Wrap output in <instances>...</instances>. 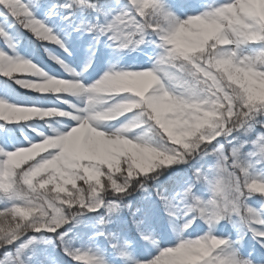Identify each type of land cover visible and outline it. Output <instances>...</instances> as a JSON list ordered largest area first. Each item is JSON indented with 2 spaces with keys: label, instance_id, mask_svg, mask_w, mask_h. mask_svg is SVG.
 <instances>
[{
  "label": "snow or ice",
  "instance_id": "6c2138e0",
  "mask_svg": "<svg viewBox=\"0 0 264 264\" xmlns=\"http://www.w3.org/2000/svg\"><path fill=\"white\" fill-rule=\"evenodd\" d=\"M0 264H264V0H0Z\"/></svg>",
  "mask_w": 264,
  "mask_h": 264
}]
</instances>
